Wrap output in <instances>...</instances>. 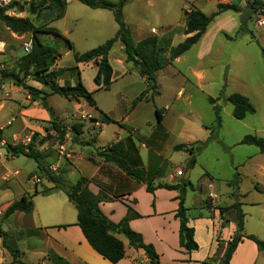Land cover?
Here are the masks:
<instances>
[{
	"label": "crops",
	"instance_id": "obj_1",
	"mask_svg": "<svg viewBox=\"0 0 264 264\" xmlns=\"http://www.w3.org/2000/svg\"><path fill=\"white\" fill-rule=\"evenodd\" d=\"M71 1L77 2V0H68L66 3ZM126 1L123 3L122 11ZM218 5L225 4L218 0H195L194 9L211 16L217 13ZM235 6L236 12L225 11L214 16L199 40L200 43L203 42V47L198 51V57L202 58L210 53L219 36L227 40L240 33L254 37L250 29L257 31V37L264 50V28L253 24V15L249 6L241 4ZM164 8L165 11L170 10L169 7ZM181 8L183 9V6ZM183 24L184 29L185 20ZM147 34L149 33L139 34L136 39H132L137 42L147 37ZM181 34L184 41L186 36L183 32ZM114 48L123 52L116 61L118 70L114 69L109 59ZM69 53L74 54L73 48L68 49L64 54ZM62 57L63 55L54 63L52 69H68L60 64ZM125 57L123 46L120 42H116L108 53V63L112 68V82L108 90L99 89L94 82L91 86H86L82 80L86 90L93 92L95 106L88 105L82 99L68 100L74 103V114L78 115V118H73L71 114L68 123L57 116L54 108L48 104L50 96L46 99L47 108H44L38 102L32 101L22 88L10 83L1 84L0 112L6 107L10 111L9 118L0 123V128L5 127L4 137L9 140L14 134L22 135L29 131L43 133L44 126L50 125L54 119L65 126L68 137H63L65 152L60 153L55 146L51 147L48 154L43 152L41 163L43 162L44 168L48 165L57 167L56 178L63 190H69L81 178L86 179L88 190L100 199V212L112 224H118L126 216L128 209L136 213L138 217L130 219L128 226L141 236L144 244L154 248L160 264H202L208 261L211 264H221L228 244L237 232L236 213L231 209L234 203L239 204L244 216L242 234L252 235L264 241V212L244 214L242 210L244 204L239 198L241 197L239 191L238 197L232 202L222 200L216 194V185L213 184L214 181L206 170L204 177L210 182H200L199 187L195 188L189 181L194 170V161L189 164L190 169L182 167L194 152L189 154L173 150L176 145H192L196 148L198 146L196 143L202 141L188 137L185 131L177 133V126L176 129L173 128L169 123V117L163 112L170 107L167 104L159 107L158 100H161L162 96H167V91L176 88L174 100H181L182 106L186 102L188 104L193 96L188 88L202 91L205 83L203 71L199 67L184 70L174 68L167 73V80L164 78L166 72L164 71L160 84H157L158 95L151 97L146 79L131 63L126 62ZM182 57L183 55L171 63L174 65L180 63ZM74 62L79 77H82L80 68L89 67L93 71L94 78L99 58L88 63L74 64ZM62 76L57 79L59 85L62 83L60 80ZM155 78L157 79V73ZM137 80L142 85L141 89L131 97L125 96L126 91L136 85ZM28 85L43 90L40 85L32 81H29ZM114 85L117 86L114 97L119 96V98L109 103L100 102L98 96L101 93L111 92ZM142 93H145L144 99L132 106V102ZM156 110L159 112V118ZM144 111H147L146 116L142 115ZM102 115H105L108 121L102 119ZM175 119L180 121L179 114L176 113ZM86 121H90L87 127ZM8 123L10 124L7 126ZM75 123L82 124V133L77 137V142L73 141L74 136L70 134L71 126ZM208 135H210L209 131ZM118 142H122L124 148L120 156L131 168L143 169L145 182L134 180L117 166L105 162L97 155V152ZM173 153H178L180 162L177 166L172 165L171 162ZM46 159L50 161L46 162ZM7 161L0 166V209H5L22 197H26L33 204L31 214L15 211L8 218L0 220L1 230L7 235L6 242L21 253L24 264H111L98 255L85 240L76 224L75 207L64 191L52 189L53 184L47 180L48 185L43 184L44 179L41 178L37 164L33 172L23 168L11 171L5 167ZM261 164V162L255 164L254 170V175L259 179L264 177V167ZM179 169L183 171L182 177L175 174ZM34 177H39L40 183L34 184L32 180ZM185 181H188L190 186H183L182 206L185 210L187 226L194 231L193 238L198 246L195 251H187L179 246V219L176 214L179 209L180 190L158 187L159 184L179 186ZM148 184L153 188L152 192L147 191ZM39 187L41 188L38 189ZM189 192H192V195ZM209 194H214L215 198L211 200ZM245 215L251 220L249 230L244 227ZM116 237L124 248V257L116 264H149L143 250L131 248L122 234ZM0 264H12V257L1 244ZM229 264H264V252L258 251L254 242L244 237L237 244Z\"/></svg>",
	"mask_w": 264,
	"mask_h": 264
},
{
	"label": "rangeland",
	"instance_id": "obj_2",
	"mask_svg": "<svg viewBox=\"0 0 264 264\" xmlns=\"http://www.w3.org/2000/svg\"><path fill=\"white\" fill-rule=\"evenodd\" d=\"M120 1L122 0H111L110 2L119 4ZM127 1L122 14L131 37L136 39L139 34L149 33L147 36L159 38L158 45L161 48V57L164 61H169L171 48L183 42L181 32L184 33V8L187 5L182 0ZM164 7H169L170 10L165 11ZM17 11L23 12V19H27L33 28L44 31L50 27L61 35V38L52 34L39 33L37 35L43 44L55 48L63 55L60 64L68 69L60 79L61 85H76L77 80L80 79L83 86L84 84L91 86L93 83L92 69L89 67L80 68L82 77L77 76L76 72L72 70L75 67L73 54H64L68 50L65 46V40L71 43L74 53L78 54L103 44L117 31L113 12L104 9H91L78 1H71L66 5L64 16L56 20L60 10L36 0H19ZM250 31L254 37H250L246 33H240L236 37H231L230 40L219 36L213 44L212 51L202 58L197 55L203 47V42L200 43L199 41L183 54L180 63L174 65L169 62L158 71L159 73L156 72L157 79H155L157 86L160 84L163 72L166 71L164 78L167 80V73L174 68L184 70L199 67L203 71L205 83L202 91L188 88L187 90L193 95L188 104L186 102L182 106L181 100H174L177 92V89L174 88L167 91V96H162L161 100H158V106L163 107L167 104L170 107L169 110L162 111L169 117V123L172 127L176 129L177 126V133L180 134L181 131H185L188 133V137L202 141L201 143L207 141L201 148L199 145L196 146L200 149L194 151V155L188 158L182 166L190 169L189 164L194 161V170L189 179L192 185L198 188L200 182L209 183V179L204 177L205 170L208 171L214 181L213 184L216 185V194L225 202H232L238 197L239 191L241 196L239 198L244 204L242 207L244 214L264 212V177L259 179L254 175L255 164L261 162L264 167V155L260 154L255 146L240 144L243 137L247 135L264 138V64L261 55L263 47L257 37V31L253 29ZM31 40V33L13 34L0 21V86L2 83L1 75L14 70L22 54V44ZM120 53L123 52L114 48L109 55L110 62L116 70H118L116 61ZM190 79L192 78L190 77ZM29 81L26 80L25 83L28 84ZM141 86L137 80L136 85L126 91L125 96H133L135 92L141 89ZM116 89L117 86L114 85L111 92L101 93L98 100L102 103L117 100L119 96L114 97ZM233 93L247 97L253 105L255 113L247 115L243 120L233 118V107L226 100ZM208 98L218 101L216 105L221 111V127L212 134L211 138L208 131L210 133L214 127V115ZM48 104L54 108L57 116L66 123L69 122L71 114H73V118H78V115L74 114L73 102L54 95L50 96ZM176 113L179 114L180 121H176ZM142 115L146 116L147 111H144ZM9 116L10 111L6 107L0 112V123ZM89 123L90 121H86L85 126L87 127ZM44 127L43 133H35L37 136L42 135V138L36 139V147L43 146L45 143L52 144L48 150L50 151L55 143V137L52 138V135L49 134L50 125ZM206 136H209L210 139H207ZM36 147L33 148L39 154L48 152H38ZM45 161L49 162L50 160L46 159ZM171 162L174 166L179 164L178 153H173ZM5 167L11 171L23 168L33 172L36 170V162L20 155L9 159L5 163ZM46 169L47 166H45V171L46 174H49ZM41 178L44 179L42 180L43 184L48 185L45 176L42 175ZM232 182H235V188L230 185ZM255 188H258L259 191ZM189 194L192 195V192ZM250 223L251 220L245 215L244 227L246 230H249Z\"/></svg>",
	"mask_w": 264,
	"mask_h": 264
},
{
	"label": "trees",
	"instance_id": "obj_3",
	"mask_svg": "<svg viewBox=\"0 0 264 264\" xmlns=\"http://www.w3.org/2000/svg\"><path fill=\"white\" fill-rule=\"evenodd\" d=\"M42 4H48L56 9L60 10L56 20L62 18L65 13L66 1L65 0H36ZM83 5L91 9H104L113 12L114 20L117 24V31L103 44L97 46L82 54L74 53V61L76 63H88L99 58L97 65V71L93 78V82L99 86V89L108 90L111 84L112 68L108 63V53L112 49L116 42H120L123 46L125 53V60L127 63H131L135 67L140 75L146 79L148 89L151 92V97L158 95L155 74L159 70L163 69L169 62H172L176 58L182 56L189 51L195 44L199 42L203 34L206 32L209 24L217 13L225 11H237L235 5H218L217 13L215 15L206 16L200 11L192 9L189 14H184L185 28L184 35L186 38L183 42L177 46L171 48L169 61H164L161 57V48L158 45V39L155 36H147L137 42H135L130 34L129 29L123 20L122 6L125 1H120L119 4H114L109 0H77ZM253 5H258L264 9V5L259 0H254ZM253 5H248L251 9ZM0 21L4 26L13 34L23 35L25 33H31L32 38V49L30 53L22 55L19 61L16 63L14 70L8 73H3L1 84L10 83L16 87L25 90L32 101L38 102L44 108H47L46 99L51 95H57L67 100H79L82 99L88 105L94 107L95 102L93 99V92H89L81 84L80 80H77L76 85H59L57 79L62 76L67 69H52L54 63L61 57V54L55 48L43 44L40 38L37 36L40 34H52L57 38H61V35L54 29L48 27L44 31L37 30L32 27L31 23L27 19H14L4 15V11L0 9ZM65 46L72 50V45L69 41L65 40ZM261 55L264 64V50H261ZM79 77V71L77 67L72 68ZM26 79L37 83L43 90L36 89L25 83ZM145 93H142L133 102L134 106L137 102L144 99ZM232 107V116L237 120H243L247 115L255 113L253 105L250 103L247 97L233 93L227 97ZM209 103L212 105V111L214 115V127L210 130V138L212 134L221 127V116L220 108L215 104V100L208 98ZM156 115L159 118V112L156 110ZM102 119L108 121L105 115H102ZM51 129L59 135L61 139L66 135V127L63 126L57 120L50 122ZM48 130V129H47ZM82 133V124L75 123L71 126L70 134L74 136L73 141L77 142V137ZM209 138V139H210ZM196 143L204 146L205 143ZM241 145L255 146L258 148L260 154L264 155V138L247 135L240 141ZM200 148H193L192 145H176L173 147L174 151H184L189 154H193L194 151ZM14 156L23 155L33 159L41 175L45 176V179L53 184L52 189L63 190L60 182L53 175L46 174L45 168L41 163V155L37 153L33 146L29 147L27 153L23 152L21 147L10 148ZM123 143L118 142L106 147L105 149L97 152V155L104 159L105 162H109L117 166L127 176L133 178L136 181L145 182V175L143 169L131 168L120 156L123 152ZM47 170V169H46ZM235 186V182L230 183ZM189 187L188 181L182 183V185H161L159 188L174 190H180L179 195V209L176 217L179 219V246L187 251H195L198 246L194 241V231L192 228L187 226V219L185 217V210L183 209L182 202L184 196V187ZM258 190V188H255ZM68 200L73 204L77 212V226L80 228L85 240L89 246L103 259L107 260L111 264L118 263L124 257V248L122 242L116 237L122 234L128 245L133 249H141L144 251L149 264H160L158 261V255L151 245L144 244L139 234L133 232L128 222L132 218H137L138 215L131 209H128L126 216L118 223L112 224L107 218L100 212L99 204L100 199L92 194L87 188V180L79 179L76 184L69 190H63ZM147 191L152 192L153 188L150 184L147 185ZM259 191V190H258ZM236 213V228L237 232L232 237L228 244L227 251L222 259L221 264H229L231 256L242 238H246L256 245V248L260 252H264V241L258 240L252 235L244 236L243 230V219L244 216L239 208L238 203H234L231 206ZM19 211L24 214H31L33 211L32 202L26 197H22L18 201L12 202L8 207L3 209L2 221L13 212ZM113 232V233H111ZM1 246L12 257V264H24L21 260V253L10 246L6 242V233L1 230L0 227ZM202 264H211L209 261Z\"/></svg>",
	"mask_w": 264,
	"mask_h": 264
},
{
	"label": "built area",
	"instance_id": "obj_4",
	"mask_svg": "<svg viewBox=\"0 0 264 264\" xmlns=\"http://www.w3.org/2000/svg\"><path fill=\"white\" fill-rule=\"evenodd\" d=\"M66 2L68 0H65ZM187 7L184 8V13L189 14L193 7L195 0H182ZM220 3L225 5H235V4H241V5H253L254 0H218ZM19 3V0H0V9L4 11V15L14 18V19H23V12L17 11V5ZM252 11V19L253 24L257 27L264 28V9L258 5H253L251 8ZM32 49V41H26L22 44V55H26L30 53ZM83 118V117H82ZM10 123L7 124V126ZM5 127L0 128V166L7 161L8 159L14 157V154L11 152L9 147L15 148V147H21L23 152L27 153L29 151V147L33 146L36 147V139L42 138V135H35V133L29 131L27 133H24L22 135L14 134L10 139H6L3 135V130ZM49 134L52 135V138L55 139V143L53 146L57 147L58 151L62 153L64 151L63 141L64 138L61 139L57 133H55L53 130L49 132ZM44 136V135H43ZM66 136V135H65ZM67 137V136H66ZM68 138V137H67ZM62 141V142H61ZM52 144H44L43 146H37L36 149L38 152H47ZM34 149V148H33ZM65 152V151H64ZM47 172L50 175L56 176L57 173V167L53 165L47 166ZM176 176L182 177L183 171L181 169L177 170L175 172ZM34 184L40 183L39 177H34L33 179ZM209 198L212 200L215 198L214 194H209ZM3 217V209H0V220ZM0 244H1V237H0Z\"/></svg>",
	"mask_w": 264,
	"mask_h": 264
},
{
	"label": "water",
	"instance_id": "obj_5",
	"mask_svg": "<svg viewBox=\"0 0 264 264\" xmlns=\"http://www.w3.org/2000/svg\"><path fill=\"white\" fill-rule=\"evenodd\" d=\"M263 5H264V0H259ZM111 233H113V232H111Z\"/></svg>",
	"mask_w": 264,
	"mask_h": 264
}]
</instances>
